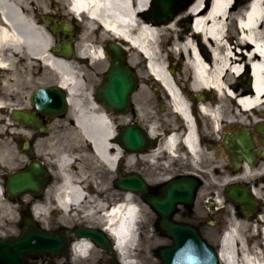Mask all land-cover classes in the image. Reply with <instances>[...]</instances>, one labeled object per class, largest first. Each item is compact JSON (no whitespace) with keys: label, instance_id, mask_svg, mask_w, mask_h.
<instances>
[{"label":"bare ground","instance_id":"6f19581e","mask_svg":"<svg viewBox=\"0 0 264 264\" xmlns=\"http://www.w3.org/2000/svg\"><path fill=\"white\" fill-rule=\"evenodd\" d=\"M70 11L83 17V25L77 43V56L79 58L66 59L53 53L54 38L34 18L26 12L27 0H0V166L11 163V148L5 136L14 132L22 123L14 124L7 115L25 104L22 97V84L31 81V71L38 66H45L50 70L43 74L45 80H55V85H61L68 91L72 126L68 134L72 137L75 148L81 150V157L88 161L92 168L105 166L114 171L122 156L121 149L113 144L112 138L116 134V126L111 115L93 96V89L84 92V70L91 68L95 62L107 58L102 44L95 46L99 39L119 41L127 45L130 51L129 62L136 65V57L148 58L146 65L147 74L157 78L166 90L170 105L187 122L185 144L191 152L194 168L199 169L201 158L205 155L199 147L197 125L191 113L187 92L180 84V78L171 71L164 59L162 44L173 43L172 52L175 56L180 54L181 65L187 70H192L194 75V90L215 86L221 94L217 102H201V108L206 114L213 116L214 123L221 131L224 124L245 127L252 124L253 118L244 109L233 104L225 95L228 81L233 74H240L243 63L250 60L254 96L249 95L251 90H240L239 103L243 108L250 110L260 105L264 97V0H252L242 19L241 11L235 10L232 0H194L191 6L178 15L168 24L153 22L147 16L152 0H67ZM86 10V13H84ZM227 14L239 17L243 37L238 46L240 49L231 50L220 46V39L225 34L226 26L231 20L225 19ZM221 15V16H219ZM190 20L186 28H181V23ZM191 27L199 29L201 34L192 31ZM116 41V40H115ZM207 46L209 48H207ZM251 53L247 55L245 51ZM234 55V58L232 56ZM213 60V67L209 64ZM87 62L86 66L84 65ZM226 74L223 76L225 69ZM234 72V73H232ZM241 76V75H240ZM155 80V79H154ZM43 83V82H41ZM139 97H137V100ZM139 107L137 108V110ZM142 111V109H141ZM138 120L145 121L142 114ZM121 119V118H120ZM24 128V127H23ZM22 128V129H23ZM21 129V128H20ZM152 134L156 133L154 125L150 126ZM21 132L26 133L25 129ZM28 134V132L26 133ZM23 136V135H22ZM27 140L26 135L23 136ZM48 139H39L35 147L38 150L48 145ZM19 147L21 145L18 143ZM179 142L175 135L166 141L168 154L177 155ZM224 152V151H223ZM158 152L147 155V159L154 161ZM212 158V153H208ZM135 155H131L129 161ZM221 162V160H219ZM56 164L61 173V184L56 188L55 201L60 211L68 214L79 212L81 218L96 219L101 227L112 237L116 245L121 264H136L132 257V249L136 241L137 222L141 216L142 208L134 203L136 195L133 193L119 192L124 196L125 203L113 208L108 204L111 197L112 186L105 185L106 197L100 201L88 199L82 171L79 170V182L70 168L75 164V157L68 150L61 151ZM229 172L221 173L223 182H216L219 187L237 183L238 180L254 181L255 193L262 196L264 190V163L259 167L245 165L237 172L229 168ZM202 190V189H201ZM52 190L47 192L49 195ZM117 193V192H116ZM115 193V194H116ZM4 189L0 186V210L6 207L3 204ZM110 200V199H109ZM216 205L222 202L218 195ZM39 206L35 207L34 215L37 219L42 216ZM232 227H228L222 234L219 248L220 264H264V224L262 230L257 231L254 238L247 237L251 232L252 223L247 219H240L236 213L228 215ZM94 245L85 239L74 243L71 250L79 257L86 255Z\"/></svg>","mask_w":264,"mask_h":264},{"label":"water","instance_id":"95a60500","mask_svg":"<svg viewBox=\"0 0 264 264\" xmlns=\"http://www.w3.org/2000/svg\"><path fill=\"white\" fill-rule=\"evenodd\" d=\"M192 0H156L158 7L149 16L157 22H169L179 11L187 8ZM64 54L71 56L74 49L70 42H64ZM111 64L104 74L102 83L95 92L96 100L106 109L107 113H127L133 93L139 87V80L134 69L126 62L125 53L117 43L106 47ZM31 102L36 111L43 115L56 117L64 115L69 104V97L62 87H47L35 90ZM25 126L37 127L45 131V120L37 117L33 111H15L12 115ZM149 136L138 123L127 125L121 130L118 143L127 152H141ZM28 148V143L25 144ZM48 174L43 164L32 161L27 168L12 172L7 176L5 188L9 198L16 201L27 193L40 195L46 186ZM117 185L139 194H144L146 184L138 175L120 178ZM199 182L191 177L189 181L174 180L163 189L161 196L148 198L149 204L162 216V229L173 239V245L160 251L163 264H219L217 251L205 243L197 230L188 225L176 224L169 220L177 205H193ZM236 191L233 189L229 197L238 203ZM247 193H245L246 196ZM249 199L244 197V203ZM251 202V201H250ZM74 237L90 238L100 246L105 255L111 257V246L106 235L95 228L79 227L72 233L63 231H43L32 217L24 220L22 232L13 238H0V264H27L30 256L50 254L60 256L67 252ZM113 264H118L113 261Z\"/></svg>","mask_w":264,"mask_h":264},{"label":"flooded vegetation","instance_id":"af4514ba","mask_svg":"<svg viewBox=\"0 0 264 264\" xmlns=\"http://www.w3.org/2000/svg\"><path fill=\"white\" fill-rule=\"evenodd\" d=\"M233 5L235 6V10L239 9L241 11V18H243L248 12V0H237L233 3ZM44 6L46 7V12L42 16L41 21L44 22L53 33L56 43L64 39H69L70 37L77 38L79 36L81 31L79 28V21L72 18L69 14L65 0H47V3ZM228 18L231 20V23L230 26H226L225 28V34L221 38L222 42L220 46H226V40L230 49L237 51L240 49L238 44L243 37L242 33L247 31V29L242 28L239 22V17L227 14L225 19ZM66 24H70L72 26V29L68 32V34H65L61 30V27ZM105 43L106 41L103 40V46H105ZM207 48L209 47L207 46ZM244 49L245 48H242V50L240 49V52L242 53ZM245 52H247V55L251 53L248 50ZM212 63L213 60L211 63L209 62L211 68L213 67ZM243 65L245 66V71L250 75L251 70L249 60H247L246 63H243ZM227 70L228 68L225 69L224 75ZM227 87L232 89V92H230L232 96L227 94V88L223 87L222 89L224 90L225 95L227 94L229 100H233V104H237L238 107H240L237 101L238 96L240 95V90L247 88L251 90L250 92L252 94L255 93L252 88L253 86L251 81L244 80L242 77L231 78L227 83ZM187 90H189L188 95L191 113L197 125L199 147L205 154L201 158L200 171L198 173L195 172L192 156L189 149L184 144L185 133L188 127L187 122H185L178 113L172 110L168 99L156 98L154 100V104H150L147 110L144 108L143 112L145 118V121H143L144 128L149 131L150 126L154 125L156 129V133L152 135L154 141L151 145H145L144 153L139 154L142 155V159L146 161L145 164L141 165L139 172L143 180L152 186V188H150V192L152 193L160 194L162 192L161 189L165 184L182 176L197 175L199 177L197 182H223L220 174L223 173L222 171L224 170L232 168L235 171L240 172L247 164L256 168L264 163V97L260 103L262 108H257V106L251 113H247L253 118L252 124L245 127L224 124L221 127V131L218 132L213 116L206 114L202 110L200 103L212 101L217 102L221 96L219 91L212 85H210L209 88L198 91L194 90L193 87L191 88L190 85ZM132 115L136 116L133 110ZM113 117L117 120V122H119V116ZM49 134H51V132ZM170 135H175L179 142L177 155L180 156V158L177 160L170 158L166 152V141ZM229 136H236V142L234 144V151L236 154L235 161L232 160V156L226 147V139ZM51 143L52 139L50 141V144ZM33 144L34 141L31 142V147H33ZM155 151H157L158 154L155 160L150 162L146 156ZM69 152L75 157L76 161L71 173L76 175L79 182V152L73 150ZM208 153H212V158H209ZM129 157L130 154H123V157L118 162L117 170L110 175L111 178L109 177L107 182H113V185L116 186L115 182H117L120 177L131 174ZM32 159H36V157L33 156L30 160ZM45 159L46 161L44 160V163L49 172V189L52 190L55 182H61V177L59 170L54 163L55 158L47 156ZM219 160H221V162ZM217 168L221 169L218 170ZM236 182L237 183H235V185L238 189L237 198L239 200V204L235 205V213L240 219H247L251 221V232L249 231L247 237L253 239L254 236L257 235V231L262 230L264 224V190L262 191V196H259L255 193L254 181L238 180ZM246 188L250 190L253 201L249 209H245L243 203L245 197L244 190ZM212 191H214L217 196L220 194L224 201L230 202L227 197L226 187H224L221 192H218L215 189ZM50 196L51 194L48 197ZM210 199L213 201L215 197H211ZM28 212V209H26L27 214ZM189 212L190 210L178 209L174 212L172 218L174 219L177 215L184 217L186 216V213ZM223 215L227 220H229L228 214H226L225 211H223ZM159 223L160 219L158 220L157 216V219L152 220L150 223V228L160 232L162 229L159 226ZM211 225L217 227L221 224L219 220H215V222ZM221 234L222 227L217 228L214 232V236L212 237L214 243L217 245H219Z\"/></svg>","mask_w":264,"mask_h":264},{"label":"rangeland","instance_id":"374dc122","mask_svg":"<svg viewBox=\"0 0 264 264\" xmlns=\"http://www.w3.org/2000/svg\"><path fill=\"white\" fill-rule=\"evenodd\" d=\"M47 3V0H27V7L26 12L27 14L34 18L39 24H41V18L46 12V7L44 6ZM82 26V23H79V27ZM181 28H186L185 24H181ZM103 40L99 39V42L101 43ZM95 46L99 45L98 42L94 43ZM173 44L168 49V52H163L164 59L167 62V64L175 70V73L177 77H180L181 82L186 85V79H187V73L185 69L181 68L180 64V54H177L176 56L171 53L172 52ZM79 58L76 57L75 60ZM87 62L85 61L84 65L86 66ZM109 62L108 60L104 59L98 62H95L94 65H92L91 68H86L84 70V75L86 78L85 81V87L84 92H88L89 90L95 88L99 85V83L102 80L103 73L105 72ZM135 68L137 69L141 86L137 93H135L133 97V102L135 103L136 108L139 107L137 110L138 114H143V108L147 110L150 104H154V100L157 98H160L158 94H164L162 91V87L158 82H156L153 78H151L147 74L146 69V63L144 61V58L141 56L136 57V65ZM184 70V71H183ZM31 71V81H26L24 84H22V92L21 95L24 97L25 104L21 105L20 108L32 109L33 106L30 102V94L38 89L43 87H49V86H55V80H45L43 74L46 72H50L48 68L45 66H38L35 69L30 70ZM43 82V83H41ZM157 90V91H155ZM137 97L139 99L137 100ZM142 109V111H141ZM13 111L9 112L7 115L8 119L12 121L14 124H18L17 120H14L12 118ZM132 118V115L129 114L128 116ZM124 120V119H122ZM50 123V122H49ZM20 126L17 127L16 134L14 132H11L7 136H5L6 140L8 141L9 147L11 148V163L8 166H0V186L4 189V183L6 176L11 173L12 171L19 170L23 166H25L28 163V160L32 158L33 156L38 155L40 158H44L45 156H50L49 154H52L51 156L57 158L56 153L61 150H77L79 152V149L75 148L72 140V137L68 134V129L70 126H72V120L70 116L64 118V119H57L51 123V129L48 130L46 133H40L38 129L34 128H24L19 124ZM118 126V125H117ZM116 126V127H117ZM21 128V129H20ZM25 129L26 133L21 132L23 129ZM118 128V127H117ZM51 132V134H49ZM48 133V134H47ZM26 135L28 137V141H34V146L37 144L39 139H48L49 142L52 139V143H48L44 148L38 150L37 147H33L32 149H28L27 152L23 151V143H24V137ZM18 143L21 145L19 147ZM2 144H0V150L2 148ZM135 155V154H134ZM146 161L141 159L138 155L135 156L133 160L130 161V168L131 172H139L140 167L142 164H145ZM201 166V165H200ZM92 169V171H91ZM79 170L82 171V175L84 178H88L90 176L94 177V179L97 180L95 183L96 188L93 187L96 191V195L94 199L97 201L102 200L106 197L105 192V185L107 181V177L112 174L113 171L108 170L105 166L100 165L98 168L93 167L92 165L83 159V162L79 164ZM225 172L227 170H224ZM88 179L85 180V185L88 184ZM109 185H113V182H108ZM60 184V182H58ZM215 182H203L201 186L198 189L195 203L188 207V206H179L178 208L180 210H190L189 213H186V216L181 217L180 215L175 216L174 219L178 221H184L187 224H190L194 227H196L201 235V237L206 241L213 245H215L212 237L214 236L215 230L217 228H220V225L217 227L211 226L209 223L210 220H222V212L218 211V209L211 208L209 205L208 198L212 197V190L213 185H215ZM202 189V190H201ZM111 197L108 199V201L111 203L112 201H115L121 197L119 195L117 189H112ZM117 192V193H116ZM55 193V192H54ZM116 193V194H115ZM56 195V194H55ZM136 203H138L142 208V217L149 220L152 218L153 220L156 218L155 212L150 209L148 206L144 205L143 201L140 199L138 195H136V198L134 199ZM3 204L6 206L0 210V238H7V237H13L20 234L23 228V220H24V214H25V206L26 203L22 200L19 201H11L9 197L5 194L4 189V196H3ZM36 206H39L42 211V216L37 219L38 223L44 230H55L63 228L66 225L71 224L73 221H75L73 212H70L68 214L60 211L56 205V201L53 197V199H47L45 197H42L36 204ZM84 220V224H87L88 226H93L96 228H100L101 224L94 218H81V215H79V220ZM158 235V236H157ZM157 235L153 238L151 244L148 245L146 238L141 239L140 242H138L137 245H135V248L132 252V257L136 260V264H163L161 257H160V250L164 247L170 246L173 241L165 236L160 235L157 232ZM218 247L217 245H215ZM94 252V253H93ZM92 253L95 254L98 258H101V264H111L108 262L104 257L102 256V253L100 250L96 249ZM135 253L137 255H135ZM117 254V253H116ZM94 255V257H95ZM118 255V254H117ZM65 262H70L71 264H89L88 261H85L81 259L80 257L76 256L71 250L63 256L53 257L48 254L43 255H37L30 257L28 260V264H63Z\"/></svg>","mask_w":264,"mask_h":264}]
</instances>
